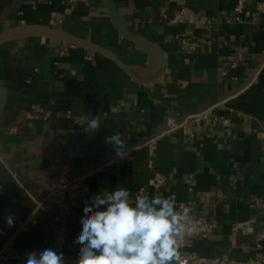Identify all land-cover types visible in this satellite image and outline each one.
Masks as SVG:
<instances>
[{"label": "crops", "instance_id": "obj_1", "mask_svg": "<svg viewBox=\"0 0 264 264\" xmlns=\"http://www.w3.org/2000/svg\"><path fill=\"white\" fill-rule=\"evenodd\" d=\"M261 2L242 0L236 20L240 0H0V250L11 241L19 251H66L35 204L57 186L61 161L75 175L109 163L65 218L71 237L81 231L85 202L121 185L132 199L141 189L149 198L175 193L177 208L211 222L208 237L189 240L190 251L264 258ZM239 53L245 59L226 67ZM214 106L228 126L161 136L153 153L144 145L169 116L182 120ZM94 115L100 129L86 134L81 117ZM116 131L125 133L126 159L105 143ZM155 173L166 178L160 191L150 186Z\"/></svg>", "mask_w": 264, "mask_h": 264}, {"label": "clouds", "instance_id": "obj_2", "mask_svg": "<svg viewBox=\"0 0 264 264\" xmlns=\"http://www.w3.org/2000/svg\"><path fill=\"white\" fill-rule=\"evenodd\" d=\"M86 134L100 129V115L82 116ZM119 159H126L129 149L125 133L116 131L105 138ZM193 209L180 205L176 194L166 198L157 194H137L117 185L102 189L86 201L80 220L81 231L75 239L80 245L76 264H186L180 252L179 238L194 228ZM16 217H5L9 228ZM24 264H65L62 252L52 248L27 253Z\"/></svg>", "mask_w": 264, "mask_h": 264}, {"label": "built area", "instance_id": "obj_3", "mask_svg": "<svg viewBox=\"0 0 264 264\" xmlns=\"http://www.w3.org/2000/svg\"><path fill=\"white\" fill-rule=\"evenodd\" d=\"M74 1V0H71ZM238 13L236 20H239V16L243 12L242 0L235 8ZM258 11H264V2L259 3ZM186 9H182L180 13V22L185 21L184 18ZM210 22V21H209ZM245 59L243 53H239L236 56H231L225 62L226 67L235 68ZM223 74L226 73L224 70ZM214 107H210L204 111L187 115L182 120H178L176 117L169 116L166 119L165 127L160 136L149 139L144 145L147 146L151 153L155 151L156 141L161 136L172 135L181 133L186 137H194L198 131L211 132L220 124L223 126L229 125V120L219 117L214 112ZM50 111L41 110L40 117L47 120L51 116ZM32 118L31 115H28ZM118 161V159H117ZM109 163H104L92 169L91 171L83 175H75L73 167L70 163L57 162V186L46 193L41 199L35 200L36 211H41L44 216L50 218L55 224V236L59 245L66 248V251H59L57 248H53L54 251L62 252L65 264H76L78 258V252L80 245L74 241L76 237L68 235L67 228L64 224L65 218L72 211L73 208L83 201L90 194V186L88 185V179L96 173L105 172ZM166 178L158 173H155L150 180V186L156 191H160L164 185ZM144 190L139 191L143 194ZM264 209V204H262ZM180 207V206H179ZM178 207V210H179ZM194 228L191 232H187L181 238H179L180 252L182 258L186 261V264H264V258H251L248 260H236L231 258H208L197 254L194 251H190V239L193 238H206L210 231L214 228V225L205 218L193 217ZM34 223L33 218L27 219L21 222L17 229L16 234L27 232L30 226ZM45 248H36L25 251H19L15 245L9 241L0 250V264L8 262H20L24 264L26 254L30 252H41Z\"/></svg>", "mask_w": 264, "mask_h": 264}]
</instances>
